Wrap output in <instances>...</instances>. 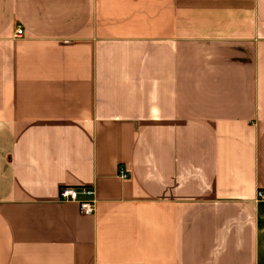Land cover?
I'll return each mask as SVG.
<instances>
[{
  "label": "crops",
  "instance_id": "1",
  "mask_svg": "<svg viewBox=\"0 0 264 264\" xmlns=\"http://www.w3.org/2000/svg\"><path fill=\"white\" fill-rule=\"evenodd\" d=\"M259 191L264 0H0V264H264Z\"/></svg>",
  "mask_w": 264,
  "mask_h": 264
},
{
  "label": "built area",
  "instance_id": "2",
  "mask_svg": "<svg viewBox=\"0 0 264 264\" xmlns=\"http://www.w3.org/2000/svg\"><path fill=\"white\" fill-rule=\"evenodd\" d=\"M23 29L17 28L16 36L21 37ZM94 190L89 186L70 187L62 186L59 190L58 200L62 203H76L79 205L81 212L86 216H92L95 213L96 200L94 198ZM259 200H264V193H257Z\"/></svg>",
  "mask_w": 264,
  "mask_h": 264
}]
</instances>
